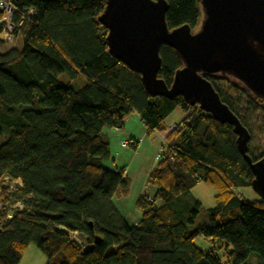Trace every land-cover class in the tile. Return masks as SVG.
<instances>
[{
    "label": "trees",
    "instance_id": "obj_1",
    "mask_svg": "<svg viewBox=\"0 0 264 264\" xmlns=\"http://www.w3.org/2000/svg\"><path fill=\"white\" fill-rule=\"evenodd\" d=\"M11 1L35 12L19 34L22 48L0 54V136L6 134L0 142V180L21 178L16 194L27 207L7 218L14 198L0 191V264H19L29 244L45 255L46 264H242L252 253L264 264V200L247 202L233 191L251 185L254 177L233 126L183 96L152 97L141 75L108 51L107 29L98 21L106 0ZM167 2L170 29L199 28L200 0ZM160 56L158 76L170 86L183 62L167 44ZM203 75L249 129L233 98H249L258 107L264 98L231 75ZM80 76L82 86L69 84ZM177 107L185 116L169 129L166 118ZM133 112L148 134L167 131L166 145L146 176L155 192L138 195L136 223L113 201L118 190L127 193L130 181L125 166L107 165L111 147L103 132L122 128ZM250 141L252 158L264 156L254 155ZM200 181L216 191L215 205L209 222L190 230L200 203L182 219L172 202ZM197 236L213 248L197 246Z\"/></svg>",
    "mask_w": 264,
    "mask_h": 264
},
{
    "label": "water",
    "instance_id": "obj_2",
    "mask_svg": "<svg viewBox=\"0 0 264 264\" xmlns=\"http://www.w3.org/2000/svg\"><path fill=\"white\" fill-rule=\"evenodd\" d=\"M200 3L203 15L194 31L188 24L168 27L167 0H106L98 21L107 29L109 53L141 75L152 97L183 96L189 105L233 126L238 149L254 174L251 187L264 200V156L253 159L248 153L250 130L203 75H231L264 98V0ZM162 44L173 47L183 62L170 86L158 76Z\"/></svg>",
    "mask_w": 264,
    "mask_h": 264
},
{
    "label": "rangeland",
    "instance_id": "obj_3",
    "mask_svg": "<svg viewBox=\"0 0 264 264\" xmlns=\"http://www.w3.org/2000/svg\"><path fill=\"white\" fill-rule=\"evenodd\" d=\"M13 44V42H12ZM10 43L0 41V54L7 52L12 46H15V50L17 47V43L12 45ZM61 80L68 82V77L65 74L60 76ZM85 83V78L80 76L75 80L70 81V85L74 88H78ZM234 105L239 110L241 115L244 116L247 125L252 133V139L250 141V149L254 153L255 156H259L264 153V103H262V107H258L255 104H252L249 98L243 96H235L233 98ZM185 116L184 111L177 107L173 110L166 118V123L168 125H172L173 123L179 122ZM136 117H130L129 126L134 130V133L141 134L142 127H139L137 123H135ZM152 134V133H151ZM6 137V134L0 136V142ZM151 142L153 141L155 147L154 157L152 158V165L155 166L158 161V154L162 152L163 147L166 145L165 139L163 137L158 136L157 134H152L149 136ZM146 144H142L139 150V155L136 157L138 158L137 163L139 164L142 162V165H145L146 162H151L150 160V152L149 147ZM107 165H113L111 160L107 161ZM146 181V178H145ZM149 187L152 191L155 188L149 184ZM233 191L235 194L242 197L243 200L247 202H255L260 199V196L253 190L251 185H243L233 187ZM133 192V191H132ZM215 193L216 191L209 186L207 183L200 181L196 183L188 193L181 194L175 196L172 202V207L175 211H177L182 219L187 218L191 214V209L196 206V202L198 201L200 205L198 206V213L194 219L193 224L189 225L190 230H194L200 226L206 225L209 222L211 217L212 209L215 205ZM118 198L114 200V203L118 208H121L124 211L130 212L132 216L140 215L141 209L136 205V199L132 196L126 198ZM159 204H162L163 201H159ZM135 210V212L133 211ZM128 214V215H130ZM129 222H131L128 218H126ZM132 223V222H131ZM77 236V235H76ZM195 243L202 249L208 250L213 248V244L210 243L208 240L204 239L202 236H197L195 238ZM222 243L218 240L215 242V246L219 251L220 256L222 259H225V248L221 247ZM36 250V253H34ZM36 254V255H34ZM42 254V252L36 247L35 244H30L28 250H26V255L23 259L22 264L27 262H34L35 264H46L47 258ZM260 258L256 253H252L247 260H245L242 264H260Z\"/></svg>",
    "mask_w": 264,
    "mask_h": 264
},
{
    "label": "crops",
    "instance_id": "obj_4",
    "mask_svg": "<svg viewBox=\"0 0 264 264\" xmlns=\"http://www.w3.org/2000/svg\"><path fill=\"white\" fill-rule=\"evenodd\" d=\"M14 43H17L16 50H20L22 48V39L21 35H18L16 40L10 44L14 45ZM9 50H15V46H12ZM8 50V51H9ZM136 117L135 118V123L139 127H142V131L140 132L141 134H136L134 133V130L129 126V120L130 117ZM174 124V123H173ZM104 134L107 136L110 142V147H111V160L113 162L114 166H125V175L129 178L130 185L127 193H123L121 190H118L114 197L113 201L118 198V195L120 196L119 198H126V197H133V198H138V195L144 190L148 192L149 195H152L154 191H152L149 187V184L145 181V178L151 168H153L152 165V158L154 157L155 153V147L153 141L151 142V139L149 138L150 135L152 134H157L158 136L165 137V134L167 131H155L152 134L147 133V127L145 126V123L141 119V117L136 113L133 112L129 114L125 120H124V125L122 128H104L103 130ZM122 140H128L132 143H136V147L133 148L131 147V144L127 145H122L121 142ZM142 144H146L147 147H149V152H150V160L151 162H146L145 165H142V162L139 164L137 163L138 158H136L139 155V150L141 148ZM146 147V148H147ZM133 191V192H132ZM137 200V199H136ZM121 213L125 216V218H128L132 223H136L139 221L141 218L140 215L132 216L130 212L124 211L121 208H119ZM135 212V210H133ZM130 214V215H128ZM30 244L27 246L26 250H28V247ZM26 250L19 262V264L24 263L23 259L26 255ZM34 253H36V250H34ZM36 255V254H34ZM44 255L42 254H38ZM45 257V255H44ZM25 264H35L34 262H27Z\"/></svg>",
    "mask_w": 264,
    "mask_h": 264
},
{
    "label": "built area",
    "instance_id": "obj_5",
    "mask_svg": "<svg viewBox=\"0 0 264 264\" xmlns=\"http://www.w3.org/2000/svg\"><path fill=\"white\" fill-rule=\"evenodd\" d=\"M35 10L33 8L21 10L11 0H0V39L6 43H12L20 34L21 29L28 25L33 17ZM177 124H172L169 129H173ZM130 141L122 140V145L129 144ZM21 178H12L4 175L0 180V191L6 192L14 198L11 204V211L8 212L7 218L12 217V210H23L27 207L23 198H20L16 192L22 187ZM76 233L72 237L77 238Z\"/></svg>",
    "mask_w": 264,
    "mask_h": 264
}]
</instances>
